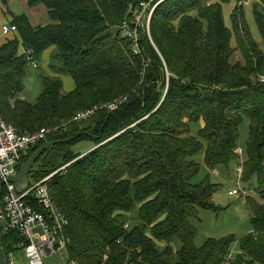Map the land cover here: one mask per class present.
<instances>
[{
  "label": "trees",
  "instance_id": "trees-1",
  "mask_svg": "<svg viewBox=\"0 0 264 264\" xmlns=\"http://www.w3.org/2000/svg\"><path fill=\"white\" fill-rule=\"evenodd\" d=\"M27 1L45 4L51 22L12 18L17 31L0 42V113L20 132L59 127L28 149L19 170L46 141L91 134L53 147L33 174L40 180L67 165L50 189L69 219L70 256L80 264H223L235 236L195 245L199 212L220 211L217 185L209 177L194 182L196 157L204 151L210 168L237 162L247 118L243 182L253 189L245 196L251 230L231 264H264V52L245 18L249 0H234L232 29L222 7L232 0H164L151 19L152 39L146 27L139 32L140 53L126 25L148 0ZM261 7L264 0L255 4L264 38ZM22 47L36 60L54 47L50 70L71 75L75 88L65 92L61 76L44 75L37 101L23 98L29 61ZM122 96L127 100L115 110L71 121ZM84 139L94 147L76 153L72 146ZM21 241L3 235L7 253Z\"/></svg>",
  "mask_w": 264,
  "mask_h": 264
},
{
  "label": "built area",
  "instance_id": "built-area-1",
  "mask_svg": "<svg viewBox=\"0 0 264 264\" xmlns=\"http://www.w3.org/2000/svg\"><path fill=\"white\" fill-rule=\"evenodd\" d=\"M162 1L164 0L142 2L134 24L126 25L128 27L127 34L133 41L136 53H140L139 32L146 27L151 38V19ZM16 31V25L1 23L0 42L12 37ZM22 51L26 59L38 67L33 51L27 47H22ZM126 100L127 96L118 97L109 103L78 113L71 121L87 120L101 108L115 110ZM58 128L43 127L36 132H20L0 113V227L3 235L5 233L15 234L22 239L19 244L15 245L14 250L7 253L9 264H18V252L24 254L28 264H45L44 259L47 256L64 250L67 251V256L61 258V264H80L69 254L67 238L69 219L59 208L50 189L53 177L67 165L34 184L30 183V186L22 193L17 190L15 183L9 181L10 177L19 173V164L28 149L46 140L50 132ZM237 155L236 181L239 186L229 193L242 197L250 192L242 184L246 161L243 147L238 148ZM234 259L235 255L229 253L223 264H231Z\"/></svg>",
  "mask_w": 264,
  "mask_h": 264
},
{
  "label": "rangeland",
  "instance_id": "rangeland-1",
  "mask_svg": "<svg viewBox=\"0 0 264 264\" xmlns=\"http://www.w3.org/2000/svg\"><path fill=\"white\" fill-rule=\"evenodd\" d=\"M260 0H249L244 3L243 11L245 18L249 25L251 34L257 42L260 49L264 52V38L261 34L255 17V4ZM236 1L226 2L222 4L224 19L226 25L232 29V13L236 8ZM264 12V7H261ZM26 14L35 26L45 25L51 22L48 8L45 4H38L31 6L27 0H0V21H11L14 16ZM235 40L233 44H235ZM55 48L51 47L47 50L43 56L36 60L38 67H35L31 62L27 67L28 74L25 79L24 97L27 101L34 103L37 101L43 89V76L44 75H58L63 79V90L69 92L75 87L74 79L71 75L55 73L50 70L49 64L53 60ZM237 57L240 56L239 52H236ZM238 59V58H236ZM199 126L195 124L193 130L196 133ZM240 140L239 146L245 148V145L249 136V120L246 118L240 128ZM95 145L93 140H81L72 146V149L76 152H86L92 149ZM245 150V149H244ZM82 157V155L80 156ZM79 157V158H80ZM246 158V155H245ZM196 160L201 164V170L199 174L194 178V182L199 183L209 177L212 183L217 185V190L214 194V203L220 208L219 212L212 210L202 209L199 212V220L195 222L198 232L195 238V245L201 247L204 245L208 238H224L228 236H235V241L231 246L233 255L236 256L241 252L240 239L246 236L251 230L250 214L246 205L245 196L239 197L237 195H231L229 192L238 187L236 181L237 162L226 166H217L210 168L206 165L204 160V151H202ZM64 167V166H63ZM31 184L38 181L31 175ZM250 192L253 190L246 183H242ZM253 188H256V180L252 182ZM67 256V251L58 252L52 254L44 259L45 264H61V258ZM18 264H28V261L22 252H18Z\"/></svg>",
  "mask_w": 264,
  "mask_h": 264
},
{
  "label": "water",
  "instance_id": "water-1",
  "mask_svg": "<svg viewBox=\"0 0 264 264\" xmlns=\"http://www.w3.org/2000/svg\"><path fill=\"white\" fill-rule=\"evenodd\" d=\"M83 135L91 136L89 132L82 131L78 133L76 136L71 137L69 139H65V140L56 139L52 141H46L34 152V154L30 157V159L22 165L21 169L19 170V173L9 178V181L16 184L17 190L19 192L21 193L24 192L30 186L31 175L33 176V174L39 171L41 160L49 153V151L53 147H55L58 144L69 143ZM102 135L103 133L100 134V137H102ZM40 157H42V159L38 161ZM135 227L136 225L132 224L129 226L128 230L132 231ZM0 264H9L8 255L4 247L3 234L1 231V227H0Z\"/></svg>",
  "mask_w": 264,
  "mask_h": 264
},
{
  "label": "crops",
  "instance_id": "crops-1",
  "mask_svg": "<svg viewBox=\"0 0 264 264\" xmlns=\"http://www.w3.org/2000/svg\"><path fill=\"white\" fill-rule=\"evenodd\" d=\"M30 21H31V20H30ZM1 23H11V21H9V22H7V21H3V22H1V21H0V24H1ZM31 23H32V21H31ZM32 24H33V23H32ZM33 25H34V24H33ZM74 88H75V87H74ZM74 88H73V89H74ZM73 89H71V90H73ZM71 90H70V91H71Z\"/></svg>",
  "mask_w": 264,
  "mask_h": 264
}]
</instances>
